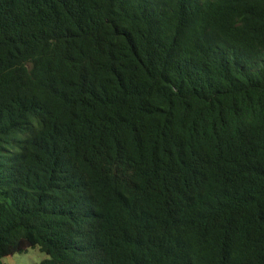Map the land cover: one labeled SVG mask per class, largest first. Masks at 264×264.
Instances as JSON below:
<instances>
[{
	"label": "trees",
	"instance_id": "1",
	"mask_svg": "<svg viewBox=\"0 0 264 264\" xmlns=\"http://www.w3.org/2000/svg\"><path fill=\"white\" fill-rule=\"evenodd\" d=\"M264 264V0H0V264Z\"/></svg>",
	"mask_w": 264,
	"mask_h": 264
},
{
	"label": "rangeland",
	"instance_id": "2",
	"mask_svg": "<svg viewBox=\"0 0 264 264\" xmlns=\"http://www.w3.org/2000/svg\"><path fill=\"white\" fill-rule=\"evenodd\" d=\"M48 256L41 252L39 248H32L26 254H16L5 259L8 264H39Z\"/></svg>",
	"mask_w": 264,
	"mask_h": 264
}]
</instances>
